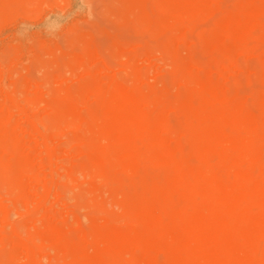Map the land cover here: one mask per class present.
Returning <instances> with one entry per match:
<instances>
[{
    "label": "bare ground",
    "instance_id": "obj_1",
    "mask_svg": "<svg viewBox=\"0 0 264 264\" xmlns=\"http://www.w3.org/2000/svg\"><path fill=\"white\" fill-rule=\"evenodd\" d=\"M19 1L25 2L0 0V8L12 3L15 8ZM233 1L235 8L220 10V0H119L121 15L113 16L134 17L140 24L136 27L151 38H164L163 56L177 60L171 78L160 87L163 92L141 82L135 70L138 78L129 82V60L131 70L121 66L130 71L128 79L122 74L102 85L87 79L47 102V115L60 129L77 124L82 132L69 139L81 143L83 165L91 170L87 175L102 177V185L121 196L117 205L123 223L121 215L105 225L96 221L88 236L83 230L85 240L73 241L77 237L72 228L66 230L67 237L45 222L46 227H37L41 241H49L42 246L50 251L52 245L67 264H264V90L252 91L256 98L249 101L240 94L239 83L224 80L223 70L235 55L250 50L252 40L264 39V0ZM219 11L212 28H198L200 17ZM195 31L199 38L192 37ZM87 33L80 35L81 51L74 52L71 68L100 57L104 50L94 42L99 33ZM119 42L123 44L117 40L116 49ZM148 46L146 53L152 54L155 49ZM106 50L116 51L114 45ZM11 93L0 106L16 108ZM87 95L91 109L77 123L76 107ZM29 128L37 126L31 123ZM31 175L15 124L0 115V194L7 191L18 205ZM102 206L96 205L100 210ZM107 216L105 221L111 219ZM36 238L26 242L15 237L13 242L30 256L40 242ZM11 250L4 254L8 264L16 258Z\"/></svg>",
    "mask_w": 264,
    "mask_h": 264
},
{
    "label": "rangeland",
    "instance_id": "obj_2",
    "mask_svg": "<svg viewBox=\"0 0 264 264\" xmlns=\"http://www.w3.org/2000/svg\"><path fill=\"white\" fill-rule=\"evenodd\" d=\"M27 1L25 0L27 3L19 1L20 4L15 2V8L14 3L12 6L10 5L13 8L4 7L5 5L0 8V102L7 99L9 92H12L11 95H14L12 98L16 104V108L13 109L0 106V115L15 124L22 146V155L28 160L32 173L26 178L27 186L23 192V201L18 202V205L14 204V197L12 200L10 198L12 196L8 195L10 193L7 194V191L3 192V188L1 189L3 193L0 194L2 210L0 214V264L2 262L8 264L4 255L8 249L16 252V258L12 264H28L29 260H36L39 264H67V260L62 254L59 257V252L55 254L51 244V247L49 245L50 251L47 249L49 241H41L36 234L37 227H46V224L49 228L58 227L62 232L67 233V237L69 232L66 230H73L72 232L77 237L75 240L72 238L73 241L85 240L86 234L88 236V232L91 231L96 221L105 225L119 215H121L119 217L121 220L122 211L120 207L118 208V200L121 199V196L118 195L119 198L113 196L108 188L102 185V177V179L95 178V176L93 178L91 175H87L88 173L85 171L91 172V170L83 165V152L79 147L81 143L75 140V142H70L69 139L80 137L82 132L77 128V124L72 127L61 126L60 129L59 124L47 115V102L52 96H57V93H65L63 94L65 96L68 94L67 91H74L87 79H92L102 85L113 79L122 78V74L126 77L130 71L126 72L125 70H131V67L133 73L129 74L130 78L126 77L129 78V82L131 79L134 82V78H138L137 73H139L141 82L152 86L159 92L162 83L171 78V72L177 60L167 59L163 56L161 48L165 43L164 38L155 40L148 33L136 27L139 22L134 17H127L128 19L125 21L123 17L119 16L121 15L119 0H41L37 2L38 4L33 0ZM112 2L115 4L118 2V5H113ZM235 3L233 0H220V10H230L233 5L235 8L237 2ZM112 9H116L115 12L111 11ZM7 12L10 14L9 16ZM112 13L119 14L117 17H121L122 20L114 17ZM220 14H222L221 11L206 18L198 17L200 19L196 22L198 28H212L213 26L209 25L215 24ZM191 26L194 25L191 24ZM194 29V27L191 28L190 32ZM90 31L91 33H89ZM200 31L198 30V32ZM81 32L85 34L88 32L89 36L92 32L99 33L98 36L94 35V37L97 36L94 38V42L96 41V46L105 50H100L102 51L100 57L103 56L106 60L93 57L81 67L71 68L69 66L74 52L81 51ZM198 32L195 33L197 36L193 34L192 37L199 38ZM74 35L76 39H73ZM194 38L193 42L198 43V40L196 41L198 38ZM190 39L192 41L191 37ZM115 40L123 41L122 46L119 45V42L116 49ZM75 41H78V47ZM70 43L75 48H71ZM142 44H145L143 45L145 48L142 47ZM199 44L201 43L197 45ZM107 45L111 47L114 45L118 52L110 53L111 48H109L110 52L106 50ZM148 45H152L155 49L152 54L146 53ZM61 48L63 49L61 50ZM65 49L69 50L68 54H64V52L66 53ZM74 49L76 50L73 51ZM105 53L107 57L112 54L111 57H108L110 60L107 61ZM116 59V63L120 64L121 62V65L111 61ZM129 60L131 61L130 69L126 66ZM122 65L125 70L122 69ZM223 70L225 71V81L229 80V83L233 81L235 85L239 83L240 85L237 87L241 91L240 94H244L242 95L244 97L247 95L249 101L254 99L252 91L264 90V39L252 40L250 50L242 55H235V59L227 63ZM132 74L134 76L137 74V76L134 77ZM60 94L58 96H61ZM89 103L91 102L88 95L85 96L82 104L78 103L74 115L77 123L80 117L91 109ZM31 123H34L37 128L30 129ZM87 133L89 134V132ZM42 188L43 193L41 192ZM44 188H47V194L44 193ZM43 194L45 198L43 197L42 200ZM97 203L103 205L102 211L96 207ZM254 208L253 210H255ZM110 214L111 219L105 221L106 216ZM114 215L116 216L114 217ZM43 222L46 224L43 225ZM121 222L123 223L122 220ZM121 222H119L120 225ZM97 225L101 226V224ZM83 230L86 232L85 235ZM73 233L69 237H74ZM34 236L37 237L36 240L39 238L41 243L37 240L39 244L35 245L36 249L32 246L33 250L30 256L23 247L17 246L13 242L15 237L28 240L26 242H33ZM42 243L47 246H42ZM89 253L92 252L89 251Z\"/></svg>",
    "mask_w": 264,
    "mask_h": 264
}]
</instances>
